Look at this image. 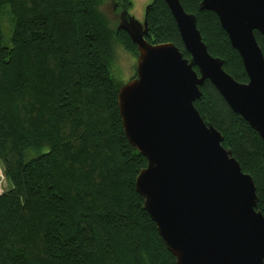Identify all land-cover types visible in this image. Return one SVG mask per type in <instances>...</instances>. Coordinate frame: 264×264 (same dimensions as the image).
Returning <instances> with one entry per match:
<instances>
[{"label":"trees","instance_id":"1","mask_svg":"<svg viewBox=\"0 0 264 264\" xmlns=\"http://www.w3.org/2000/svg\"><path fill=\"white\" fill-rule=\"evenodd\" d=\"M100 1L0 0V162L13 186L0 196V264H176L135 191L146 160L128 145L118 113L114 48L137 50L125 32L108 29ZM201 1L179 0L210 56L246 83L238 53ZM144 19L146 42L171 43L189 58L164 0H150ZM254 37L264 57V40ZM200 92L195 109L252 178L264 217L262 141L209 82Z\"/></svg>","mask_w":264,"mask_h":264},{"label":"water","instance_id":"2","mask_svg":"<svg viewBox=\"0 0 264 264\" xmlns=\"http://www.w3.org/2000/svg\"><path fill=\"white\" fill-rule=\"evenodd\" d=\"M164 2L188 59L171 43L146 42L145 19L122 11L117 27L138 54L135 77L117 91L124 136L146 160L135 191L176 264H263L264 217L256 210L253 180L194 103L209 82L264 146V57L254 37L257 32L264 40V0L199 3L201 11L216 15L246 83L236 82L222 60L210 56L195 16L179 0Z\"/></svg>","mask_w":264,"mask_h":264},{"label":"rangeland","instance_id":"3","mask_svg":"<svg viewBox=\"0 0 264 264\" xmlns=\"http://www.w3.org/2000/svg\"><path fill=\"white\" fill-rule=\"evenodd\" d=\"M132 8L129 16L142 22L146 14V8L150 0H131ZM98 12L105 20L108 29L112 32L117 30L120 23L122 9L118 7L115 0H101ZM4 43L7 44L10 37V19L7 15L3 17ZM111 66V74L117 85L120 87L132 80L136 75V58L133 53L124 51L120 46L114 48V56ZM119 87V88H120ZM13 186L5 175L3 164L0 162V196L12 191Z\"/></svg>","mask_w":264,"mask_h":264},{"label":"flooded vegetation","instance_id":"4","mask_svg":"<svg viewBox=\"0 0 264 264\" xmlns=\"http://www.w3.org/2000/svg\"><path fill=\"white\" fill-rule=\"evenodd\" d=\"M129 15V14H128ZM144 19V18H143Z\"/></svg>","mask_w":264,"mask_h":264}]
</instances>
